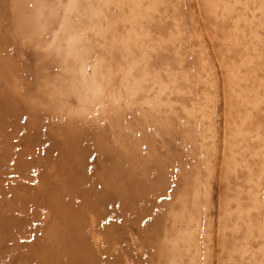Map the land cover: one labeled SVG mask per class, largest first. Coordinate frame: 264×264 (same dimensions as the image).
<instances>
[{
  "label": "rangeland",
  "instance_id": "rangeland-1",
  "mask_svg": "<svg viewBox=\"0 0 264 264\" xmlns=\"http://www.w3.org/2000/svg\"><path fill=\"white\" fill-rule=\"evenodd\" d=\"M83 244L264 264V0H0V264Z\"/></svg>",
  "mask_w": 264,
  "mask_h": 264
},
{
  "label": "bare ground",
  "instance_id": "bare-ground-1",
  "mask_svg": "<svg viewBox=\"0 0 264 264\" xmlns=\"http://www.w3.org/2000/svg\"><path fill=\"white\" fill-rule=\"evenodd\" d=\"M69 129H71V128H69ZM69 129L67 128L66 132ZM66 137H68V144L69 145L74 144L73 135H67ZM83 178H85V176L83 175L82 172L79 171V168L77 167L74 171L70 172L69 178L64 179V182L60 181L59 188L61 190H63V189H66L67 185L69 186V184H72V183H79L80 184L77 193H78V195L84 196L87 199L86 205L90 209L89 213L93 214L94 220L96 219L94 222L91 221V223H93V224H91V227H92V229H94V233H96V232L99 233L100 231L99 232L97 231L98 229H97L96 223H97V220H100V219L102 220V214L99 212V209H98V207H99L98 203H100V199H99L100 197H98V196L102 195L101 194L102 192H99V189L97 187H94L93 185L92 186H86L84 183L86 181V179H83ZM97 179L101 180L100 178H97ZM66 180H69L70 183H68V181H66ZM126 189H127L126 192L128 194V184H127ZM94 194H96L98 196H95ZM58 203H59V200H58ZM76 217L77 218L75 221L79 224H76V223L75 224H66V228H67L66 230L71 231V232L73 231L74 233H76V235H79V233H78L79 231H84V228L86 227V224H87V219H85L82 212H79V214L76 215ZM63 225H65V224H63ZM100 234H101V232H100ZM84 246L85 245L83 244L81 247H79L81 250L80 256L75 255L74 257L69 258L67 260V263H65V264H122L121 263L122 260L120 261V259L118 257L111 256V257L106 258L105 255H101L100 253H97V254H99L97 256V255H95L96 254L95 252L90 251L88 249V247H86V246L84 248ZM100 252H102V249Z\"/></svg>",
  "mask_w": 264,
  "mask_h": 264
}]
</instances>
